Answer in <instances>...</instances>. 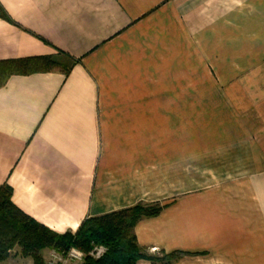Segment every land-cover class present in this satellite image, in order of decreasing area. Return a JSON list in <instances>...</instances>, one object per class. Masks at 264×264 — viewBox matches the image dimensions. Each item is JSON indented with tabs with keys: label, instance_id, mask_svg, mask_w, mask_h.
<instances>
[{
	"label": "crops",
	"instance_id": "crops-1",
	"mask_svg": "<svg viewBox=\"0 0 264 264\" xmlns=\"http://www.w3.org/2000/svg\"><path fill=\"white\" fill-rule=\"evenodd\" d=\"M0 4V61L74 62L0 87V186L19 209L62 234L159 203L133 230L145 253L264 264V0Z\"/></svg>",
	"mask_w": 264,
	"mask_h": 264
},
{
	"label": "trees",
	"instance_id": "trees-1",
	"mask_svg": "<svg viewBox=\"0 0 264 264\" xmlns=\"http://www.w3.org/2000/svg\"><path fill=\"white\" fill-rule=\"evenodd\" d=\"M0 18L12 22L0 4ZM73 61H60L53 56H30L0 61V87L12 75H27L35 72L57 70L68 75ZM162 209L159 203H138L134 206L86 218L74 232L57 233L24 213L12 201V188L0 186V264L6 261L14 249L23 257L32 259L33 264H45L42 251L56 249L64 251L77 247L86 253L79 264H136L140 258L155 264H169L182 252L155 256L149 255L137 244L134 227L143 219L156 216ZM93 245L106 247L100 258L88 255Z\"/></svg>",
	"mask_w": 264,
	"mask_h": 264
},
{
	"label": "built area",
	"instance_id": "built-area-1",
	"mask_svg": "<svg viewBox=\"0 0 264 264\" xmlns=\"http://www.w3.org/2000/svg\"><path fill=\"white\" fill-rule=\"evenodd\" d=\"M106 252V247L103 245H93L88 255L93 258H100ZM86 253L77 247H70L67 250L59 251L50 249L45 264H79L83 262Z\"/></svg>",
	"mask_w": 264,
	"mask_h": 264
},
{
	"label": "rangeland",
	"instance_id": "rangeland-1",
	"mask_svg": "<svg viewBox=\"0 0 264 264\" xmlns=\"http://www.w3.org/2000/svg\"><path fill=\"white\" fill-rule=\"evenodd\" d=\"M236 160L238 161L237 164H240V163L243 162L244 159H243L242 157H238V158H236ZM257 160H258V159H257ZM252 161H254V160L252 159ZM10 256H12V258H15L16 256L23 257V256H21V255L19 254V250H18V249H14V250L11 252V255H10ZM47 257H48V256L44 257V259L46 260ZM22 264H25V263H22Z\"/></svg>",
	"mask_w": 264,
	"mask_h": 264
}]
</instances>
